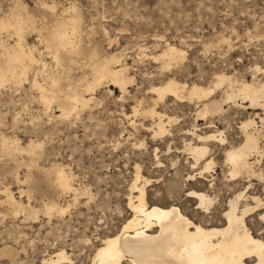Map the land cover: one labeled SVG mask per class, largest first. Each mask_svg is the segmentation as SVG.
<instances>
[{"label":"rangeland","instance_id":"374dc122","mask_svg":"<svg viewBox=\"0 0 264 264\" xmlns=\"http://www.w3.org/2000/svg\"><path fill=\"white\" fill-rule=\"evenodd\" d=\"M43 5L55 6L54 11ZM68 9L72 11L64 16L63 11ZM16 10L35 17L39 29L61 16L77 15L81 19V44L86 50L75 57L74 64L62 62L63 66L58 67L51 56H43L48 68L56 69L61 77L63 90L85 75L90 78V72L83 65L93 50L99 60L115 54L125 59L134 83L123 99L119 89L104 83L95 91V103L85 111L79 109V114L68 120L55 118L53 121L37 101V92L31 89L30 83H24L23 87L8 85L0 90V264H43L44 258L62 248L73 260L72 264H91L101 238L119 232L129 218L126 198L134 178L133 164L138 159L145 177L153 181L146 187L148 204L165 207L175 204L195 222L210 227L224 226L223 215L229 201L242 192L245 195L239 200L240 206H255L251 196L264 202V151L263 157L258 158L260 162L253 165L256 174L252 179L245 177L228 182L223 150L243 142L241 126L250 120L255 121V128L261 132L260 147L264 150V102L254 109H248L250 104L236 107L228 103L220 118L202 120L197 119L200 108L197 101L177 102L169 98L157 109L176 121L168 127L171 134L156 141L143 127L133 129L124 115H132L137 101L144 99V105H148L151 84L159 85L167 78H175L188 86L194 83L209 87L215 75L226 74L264 84V0H0V19L12 17ZM0 33V41L15 44L16 36ZM39 35L27 31L25 44L43 52L45 48L39 42ZM222 38L229 43L222 42ZM166 43L185 51L186 57L169 70L161 69V64L150 58L152 54H159ZM256 67L261 70L254 72ZM32 74L31 71L30 81ZM226 88L219 89L215 97L220 100ZM56 107L51 114L58 117L61 114ZM150 121L137 118L138 125L148 127ZM215 132H223L228 143L221 146L215 141L207 142L211 148L207 158L214 165L203 178L197 175L192 180L190 176L196 175L198 169L192 168V156L183 151L185 145L201 144L193 133L205 136ZM128 133L132 136L126 140ZM3 137L18 140L23 147L30 141L43 142L45 159L40 161V167L49 168L53 161L72 170L74 186L81 192L76 205L71 203L66 214H55L50 222L41 214L33 220L22 212L12 213L1 194L5 187L24 205H28V196H21L20 192L29 190L30 205L36 209L49 201L65 207L74 196L62 195L50 186L47 177L37 168L31 169V183H24L30 173L29 157L26 153L15 155L22 166L14 158L4 157ZM140 141L145 142L148 152L145 147L141 151L134 149L132 144ZM167 145L171 146V153L158 155L163 168H154L153 148L157 146L163 151ZM202 166L203 163L199 168ZM193 191L212 197L214 202L208 212L198 209L197 199L189 198ZM256 209L245 221L250 233L264 242V205ZM9 250L14 253V262Z\"/></svg>","mask_w":264,"mask_h":264},{"label":"bare ground","instance_id":"6f19581e","mask_svg":"<svg viewBox=\"0 0 264 264\" xmlns=\"http://www.w3.org/2000/svg\"><path fill=\"white\" fill-rule=\"evenodd\" d=\"M43 6L50 11H54L55 6ZM71 9L75 10L73 7ZM16 11H13L12 17L0 19V32H7L16 36L14 45H10L3 40L0 41V90L8 85L23 87L24 83H30L31 89L37 92V101L44 107L50 121L55 118L68 120L72 115L79 114V109L85 111L92 102L96 101L95 91L104 83H110V86L119 89L122 93V99L124 95L128 94V88L134 83V77L130 76V68L127 63H124L125 59L115 54L99 60L97 59L96 50L92 51L88 62L82 64L83 69L90 72V75H88L90 78H87L84 74L85 76L78 79L74 85L69 86V89L63 90L61 77L55 71L56 69L53 71L51 70L53 68H48V65L43 61V56L46 54L51 56L58 67L62 65V62L74 64L75 57H79L86 50L81 44V19L77 15V17L70 16L69 18L55 17L57 19L53 18L51 24H43V28L39 29L36 26L35 17ZM70 11L72 10H64V16L65 13ZM29 30L40 34L41 39L39 38V42L43 45L45 51L41 52L38 48L25 44L26 32ZM221 41L229 43L228 39L225 38H222ZM145 56L147 57V55ZM150 56L155 62H159L161 69L164 70H169L174 64L181 63L186 58L185 51L170 43H166L159 54ZM257 67L254 72L261 70ZM36 68L38 69L36 70ZM31 71L34 73L32 74V81H30ZM38 76L40 79H38ZM223 86L227 88L219 100L215 95ZM148 94L152 95L148 105H144V99L137 101V105L132 108V115L127 116L125 113L124 115L133 129L138 130L139 126L143 127L150 132L152 140L156 141L168 137L171 134L168 127H171L172 123L176 121L175 118L167 116L166 113L157 109L167 99L173 98L177 102L183 99L197 101V104H200L197 119L201 118L203 120L210 117L212 120L225 114V105L228 103L236 107L250 104L248 109H254L261 105L264 102V84L255 80L250 83L245 80L234 79L226 74L215 75L209 87L194 83L188 86L178 82V80L176 81L175 78H167L159 85L151 84ZM240 102L242 103L239 104ZM97 103L99 102L97 101ZM55 106L61 114L58 117L51 114ZM138 117L150 119L152 123L148 127L142 123L138 125ZM262 122H264V119ZM255 127L254 120L244 122L241 126L244 136L243 142L239 146L223 148L225 164L228 166L229 172L228 178H226L228 182L242 180L245 177L252 179L256 174L253 165L260 162L258 158L263 157L262 151L264 150L260 147L261 132ZM193 135L201 144H186L183 151L192 156V168L198 169L196 175L190 176L192 180H195L197 175L200 179L203 178L205 173L209 172L214 165V161L209 160V157L207 158L209 152H211L207 142L215 141L221 146H225L228 142H226L227 138L225 139L223 132H215L205 136L195 133ZM130 136L132 134L128 133L126 140ZM1 141V152L4 157L14 158V161L18 163L19 159H16V154L26 153L28 155L30 173L27 174L24 183H31V172H33L31 169L37 168L39 172L47 177L50 186L59 190L62 195L73 194L74 196L73 200L68 202L65 207L54 201H49L43 203L42 206L40 205V209H36L30 205L31 195L29 190L20 192L21 196H23L22 194L28 196V205H24L21 201H17L12 192L5 187L1 190V194L6 197V205L9 206L12 213L17 215L22 212L33 220H36L38 215L41 214L50 222V220L53 221L51 218L55 214H66L69 207L79 200L78 196L81 195V192L74 186L75 175L71 172L72 170L70 171L62 164H57V162H50L48 158L49 168L40 167V161H43V158L45 159L43 142L30 141L26 147H23L18 140L3 137ZM136 142L132 144L135 150L141 151L144 147L146 150L144 141ZM118 146L119 143L116 148ZM146 151L148 152V150ZM171 151L172 148L169 145L163 151L157 146L154 147L152 150L155 160L154 168H163V163L158 155L161 153L169 155ZM133 160L135 161L134 158ZM22 161L25 163L24 160ZM136 161L133 164L134 178L131 181L129 194L126 198L127 208L130 212L129 218L119 232L101 238L100 245L96 248L91 259V264H264V242L250 233V229L247 228L246 224L247 220L245 221L250 212L264 205L259 197H249L256 204L255 206L247 204L240 206L239 200L245 194L244 192L239 193L229 201L228 209L224 212L225 225L210 227L201 222H195L196 220L194 221L193 218L188 217L175 204L168 207L159 204L149 205L146 200V187L151 185L150 183L153 181L143 174L141 163L138 162L139 159L138 163ZM252 161L254 162L252 163ZM202 163L203 166L199 168ZM189 198L197 199L199 201L198 209H203L206 212L214 202L212 197L195 191L189 193ZM262 217L264 219V216ZM65 251L62 248L59 252L49 254L48 257L43 259V264H72L73 260ZM11 252V250L8 251L14 262V253Z\"/></svg>","mask_w":264,"mask_h":264}]
</instances>
